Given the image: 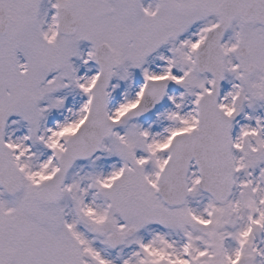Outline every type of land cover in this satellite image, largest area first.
<instances>
[{
    "label": "snow or ice",
    "instance_id": "obj_1",
    "mask_svg": "<svg viewBox=\"0 0 264 264\" xmlns=\"http://www.w3.org/2000/svg\"><path fill=\"white\" fill-rule=\"evenodd\" d=\"M0 264H264V0H0Z\"/></svg>",
    "mask_w": 264,
    "mask_h": 264
}]
</instances>
